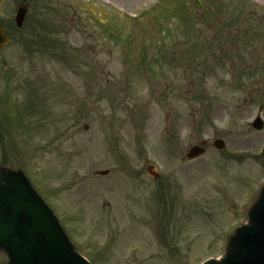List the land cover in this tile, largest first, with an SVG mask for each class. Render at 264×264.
<instances>
[{
  "label": "rangeland",
  "instance_id": "obj_1",
  "mask_svg": "<svg viewBox=\"0 0 264 264\" xmlns=\"http://www.w3.org/2000/svg\"><path fill=\"white\" fill-rule=\"evenodd\" d=\"M19 3L27 15L15 30ZM0 9L10 34L0 48L7 166L24 173L68 243L91 264L221 260L264 182L256 141L235 143L249 148L246 162L228 158L232 106L248 114L264 102V0H4ZM202 140L205 153L185 160Z\"/></svg>",
  "mask_w": 264,
  "mask_h": 264
},
{
  "label": "water",
  "instance_id": "obj_2",
  "mask_svg": "<svg viewBox=\"0 0 264 264\" xmlns=\"http://www.w3.org/2000/svg\"><path fill=\"white\" fill-rule=\"evenodd\" d=\"M25 14L26 8L19 6L14 16L18 28ZM8 41L0 25V47ZM213 145L217 149L225 147L220 139L214 140ZM203 153V147L194 145L186 158ZM150 169L147 171L156 178L158 174ZM230 244L229 252L220 261L208 260L203 264H264V190L249 212L248 225L236 230ZM0 248L7 253L9 264H89L70 246L54 216L24 176L3 168H0Z\"/></svg>",
  "mask_w": 264,
  "mask_h": 264
},
{
  "label": "flooded vegetation",
  "instance_id": "obj_3",
  "mask_svg": "<svg viewBox=\"0 0 264 264\" xmlns=\"http://www.w3.org/2000/svg\"><path fill=\"white\" fill-rule=\"evenodd\" d=\"M232 108H237L238 110L237 115H234L231 111H229L230 122L228 124L229 142L234 145L233 147L235 150L233 149L228 158L234 164H242L244 161L246 162L249 157L246 158L247 155L241 154V152L248 153L247 151L249 148H246V150H239V148L236 149L235 143H238L239 146L248 145L254 141H256V144H260L262 146L264 144V132L262 133V131H264V102L259 101L257 107H254L248 114L244 111L246 108L244 104L232 106ZM257 117L261 120L260 130L253 129L251 125ZM253 132H258V134L255 135ZM236 150L238 151L237 153L235 152ZM255 157L260 159L264 169L262 154L259 153L256 154V156L253 155L252 160L255 159Z\"/></svg>",
  "mask_w": 264,
  "mask_h": 264
},
{
  "label": "trees",
  "instance_id": "obj_4",
  "mask_svg": "<svg viewBox=\"0 0 264 264\" xmlns=\"http://www.w3.org/2000/svg\"><path fill=\"white\" fill-rule=\"evenodd\" d=\"M68 59H70V57H66V61L68 60ZM18 115H19V113H18ZM19 117H20V115H19ZM2 120H3V118H2ZM2 120H0V123H1V121ZM0 147H2V153L4 154V156H2V159H1V163L2 164H4V163H6V162H9L10 161V156H8V154H7V146H6V144H5V139H4V136L0 133ZM5 156H7V157H5Z\"/></svg>",
  "mask_w": 264,
  "mask_h": 264
}]
</instances>
